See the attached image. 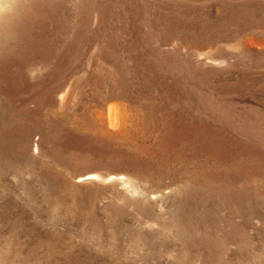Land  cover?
Segmentation results:
<instances>
[{
  "label": "rangeland",
  "instance_id": "1",
  "mask_svg": "<svg viewBox=\"0 0 264 264\" xmlns=\"http://www.w3.org/2000/svg\"><path fill=\"white\" fill-rule=\"evenodd\" d=\"M3 4L0 264H264V0Z\"/></svg>",
  "mask_w": 264,
  "mask_h": 264
},
{
  "label": "bare ground",
  "instance_id": "2",
  "mask_svg": "<svg viewBox=\"0 0 264 264\" xmlns=\"http://www.w3.org/2000/svg\"><path fill=\"white\" fill-rule=\"evenodd\" d=\"M4 5V4H3ZM2 14V12H1ZM1 18V17H0ZM3 19V18H2ZM1 21V20H0ZM4 21V20H3ZM8 21V20H7ZM5 22V21H4ZM10 22V21H9ZM8 22V23H9ZM7 23V22H6ZM4 25V24H3ZM7 25V24H6ZM1 27V26H0ZM9 27V26H8ZM5 28V27H4ZM4 30V29H3ZM2 30V31H3ZM7 30V28H6ZM74 89V88H72ZM65 94V95H64ZM63 96H60V103H64L66 101H68L71 97L72 92L69 90L67 91L66 93H64ZM108 120H109V123L111 126L113 127H117L119 125H121L124 120H125V112L123 110V108L120 106V105H112L110 107V110H109V115H108ZM93 178H96V176H93V175H89V176H86V177H82L81 179H79L80 181H86V180H90V179H93ZM136 188V187H135Z\"/></svg>",
  "mask_w": 264,
  "mask_h": 264
},
{
  "label": "clouds",
  "instance_id": "3",
  "mask_svg": "<svg viewBox=\"0 0 264 264\" xmlns=\"http://www.w3.org/2000/svg\"><path fill=\"white\" fill-rule=\"evenodd\" d=\"M3 3H4V0H0V11H3V7H2Z\"/></svg>",
  "mask_w": 264,
  "mask_h": 264
}]
</instances>
